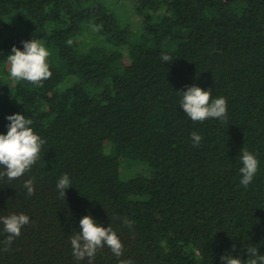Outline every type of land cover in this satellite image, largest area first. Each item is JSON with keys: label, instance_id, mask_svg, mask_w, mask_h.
Instances as JSON below:
<instances>
[{"label": "trees", "instance_id": "1", "mask_svg": "<svg viewBox=\"0 0 264 264\" xmlns=\"http://www.w3.org/2000/svg\"><path fill=\"white\" fill-rule=\"evenodd\" d=\"M118 1L0 0V133L22 113L44 141L28 172L0 179V216L30 217L11 243L0 225V264H88L70 237L89 214L123 244L120 257L98 249L93 264H222L248 259L251 246L264 254V0ZM32 39L49 49L51 75L14 81L7 55ZM193 84L226 99L223 120L185 116L179 92ZM242 148L259 162L246 188ZM64 173L73 186L62 197Z\"/></svg>", "mask_w": 264, "mask_h": 264}, {"label": "clouds", "instance_id": "2", "mask_svg": "<svg viewBox=\"0 0 264 264\" xmlns=\"http://www.w3.org/2000/svg\"><path fill=\"white\" fill-rule=\"evenodd\" d=\"M71 43V41H68ZM22 49L13 46L7 55V74L14 81L38 83L50 75L48 57L49 49L37 39L21 42ZM161 60L168 63L171 55L162 54ZM179 107L185 116L193 122H203L209 118L223 120L227 115L226 99L223 96L212 97V89H203L195 84L179 92ZM7 132L0 133V179L6 177L9 181L19 178L28 172L39 158L44 141L34 131L32 119L22 113H13L5 117ZM191 142L199 145L201 136L198 132L191 133ZM239 183L248 187L257 174L259 162L255 154L242 148L239 154ZM73 186L67 173L60 175L56 182V190L60 196H65L66 190ZM29 196L35 192L34 179H27L23 184ZM30 223V217L24 213H12L0 216V225L8 234V242L20 236L23 227ZM123 223L131 226V221L124 219ZM72 255L77 262L87 259L93 264L98 249L107 246L111 252L120 257L123 254V244L111 224L102 226L91 214L79 219V230H74L70 237ZM249 258L244 259V253L239 256L228 254L221 257L222 264H264V254L255 246L246 248ZM120 264H131V261H120Z\"/></svg>", "mask_w": 264, "mask_h": 264}, {"label": "rangeland", "instance_id": "3", "mask_svg": "<svg viewBox=\"0 0 264 264\" xmlns=\"http://www.w3.org/2000/svg\"><path fill=\"white\" fill-rule=\"evenodd\" d=\"M119 4L122 3V0L118 1ZM127 11V12H126ZM117 16L122 19L123 21H129L132 23V25L134 26L135 29L138 28L139 24H140V20L138 19V17H136L132 11L130 9L127 8V10H124L122 8V6L118 7L117 11H116ZM144 168L142 166H137L135 168H127L124 170L125 175H129L132 173H137V172H143Z\"/></svg>", "mask_w": 264, "mask_h": 264}]
</instances>
